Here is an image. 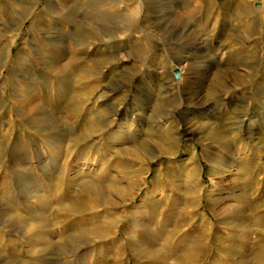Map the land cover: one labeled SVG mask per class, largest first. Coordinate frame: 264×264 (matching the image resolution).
I'll use <instances>...</instances> for the list:
<instances>
[{
	"label": "rangeland",
	"instance_id": "rangeland-1",
	"mask_svg": "<svg viewBox=\"0 0 264 264\" xmlns=\"http://www.w3.org/2000/svg\"><path fill=\"white\" fill-rule=\"evenodd\" d=\"M263 109L264 0H0V264H264Z\"/></svg>",
	"mask_w": 264,
	"mask_h": 264
},
{
	"label": "bare ground",
	"instance_id": "bare-ground-1",
	"mask_svg": "<svg viewBox=\"0 0 264 264\" xmlns=\"http://www.w3.org/2000/svg\"><path fill=\"white\" fill-rule=\"evenodd\" d=\"M24 59V58H23ZM25 61V59L23 60ZM19 96V95H18ZM38 108V107H37ZM26 109V108H25ZM32 109V108H31ZM34 109V108H33ZM33 111V110H32ZM37 112V111H36ZM32 112H30V110L28 111H23L21 112V116H31L33 117V114H31ZM200 111H197L194 113V117H197V115H199ZM191 114V111L186 113V116ZM35 115V114H34ZM111 115H113V112L109 109H105L104 111H102L101 113H99L98 117L100 121V126L101 125H105L107 126L109 123V119L111 117ZM97 116V115H96ZM37 117V116H36ZM35 117V118H36ZM50 118V117H49ZM203 118V117H202ZM39 119V118H38ZM189 120H191L192 118H188ZM206 118H203V119H200L198 122L200 125H206ZM197 122V121H196ZM236 123H238V125L240 124V128L238 129L240 133H242L243 130V124L245 123V120L243 118H239ZM259 124H264V109L262 110V112H257L256 113V116L254 118H252V120L250 121V123L247 125V128H246V134L249 135V138L250 140L254 141L257 139V135H258V132H259ZM199 125V126H200ZM97 126V125H96ZM242 126V127H241ZM99 127V126H98ZM97 127V128H98ZM96 128V127H95ZM232 129V128H231ZM243 130V131H242ZM46 130H44L45 132ZM235 131V130H234ZM233 131V132H234ZM235 133V132H234ZM241 135V134H240ZM241 138V137H240ZM44 140L49 142L47 143V146L44 147L42 149L41 145L38 144V146H36V155H37V158H38V162H37V167L39 169V171L41 172V174H43L44 176H50L52 175L53 173H55V169L58 168L56 164L57 163V160H56V156H52L50 155L52 152H51V149H54V151H59L60 150V143L58 142V138L57 137H53L51 135H44ZM179 142L180 140L178 139L177 135H175V132H173V127L171 126V128H167V133L164 135V137L162 139H160V144L162 146V148H167L166 146H169L171 145L172 147L176 146V148L179 146ZM40 145V146H39ZM193 146L194 145H187L186 146V150L191 152L193 150ZM171 147V148H172ZM170 148V146L168 147ZM163 149V150H164ZM53 151V152H54ZM167 152H169V150L167 149L166 150ZM55 152V153H56ZM58 153V152H57ZM172 153V151H171ZM15 156V155H14ZM17 160L19 161H24V159L22 157H18ZM74 162V161H73ZM22 164V163H20ZM18 164V165H20ZM21 166V165H20ZM28 166V165H27ZM220 166V167H219ZM227 165L223 164V165H217L216 163L212 165V169L210 171V173L212 174H217V175H221L225 172L226 167ZM25 168H21L19 167L20 169H16V178H18V182L20 181V184L19 186H25L26 183H28L30 181V176H29V173L26 172V170L28 169V167L24 166ZM34 169V168H33ZM231 172V171H230ZM76 175V174H75ZM74 175V176H75ZM52 177V176H51ZM50 177V178H51ZM48 178V177H47ZM71 181V180H70ZM72 183V181H71ZM17 185V184H16ZM24 188V187H23ZM217 191V188L216 187H213L211 192L208 194V196H211L213 195L215 192ZM190 192H192L193 194H195L197 192L196 190V187H191L190 188ZM10 194V193H9ZM191 194V193H190ZM108 202V201H107ZM43 205V204H42ZM188 205L190 206V204L188 203ZM14 214V212H13ZM21 215V213H20ZM38 216V215H37ZM47 216V214H46ZM22 217V216H21ZM45 217V216H44ZM9 218L12 219V221L14 220V222H19L20 223V217L19 215L17 216L16 214L14 215H9ZM8 218V219H9ZM37 218V217H36ZM42 218V216H41ZM48 218V217H47ZM207 218H209V221H207L206 219H204V224L203 223H200L202 224V228H200L201 226H199V230L201 232H205L207 234L211 233L213 231V227H214V222H213V219L210 215H207ZM9 219V220H10ZM46 219V217H45ZM49 219V218H48ZM47 219V221H48ZM36 220H39V219H36ZM42 220V219H41ZM44 220V219H43ZM50 221V219H49ZM24 222V221H23ZM38 223V222H37ZM28 224V223H27ZM50 225V224H49ZM135 226L137 227V229H139V222L138 223H135ZM23 230L19 233L20 236H24V237H32L34 239H41V238H44L45 236L47 237V231L45 229V225L40 223L36 226H30V225H26L25 226L23 225ZM197 227V226H196ZM51 228V226H50ZM52 233V232H51ZM119 233V229L118 227L116 228V230H114V233H113V240L112 242L114 243V245L117 247L118 246V241H117V234ZM18 234V233H17ZM204 235V234H202ZM49 236H51V234H49ZM57 236V235H56ZM100 236V235H98ZM74 238V237H73ZM22 239V238H21ZM208 239V238H207ZM45 241V239H44ZM14 242V241H13ZM66 243V242H65ZM68 246H71L70 245V242L67 244ZM59 246V245H58ZM60 247H61V244H60ZM73 247V246H72ZM43 248V247H42ZM54 245H53V242H51V240L48 238V242H46L44 244V248L43 250L45 252H53V249H54ZM68 249V247L66 248V250ZM71 249V248H69ZM68 249V250H69ZM65 250V251H66ZM188 253L189 255H192L194 254V251H193V248H188ZM68 253V252H67ZM72 253V252H70ZM83 261V260H82ZM52 262V261H51Z\"/></svg>",
	"mask_w": 264,
	"mask_h": 264
}]
</instances>
